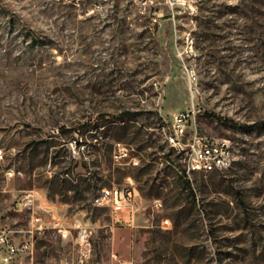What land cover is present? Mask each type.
Returning <instances> with one entry per match:
<instances>
[{
	"label": "rangeland",
	"instance_id": "374dc122",
	"mask_svg": "<svg viewBox=\"0 0 264 264\" xmlns=\"http://www.w3.org/2000/svg\"><path fill=\"white\" fill-rule=\"evenodd\" d=\"M154 1L0 0V231L80 210L91 231L87 257L54 228L13 232L33 240L13 264H264V0ZM187 110L231 166L184 176L164 133ZM129 183L131 225L93 205Z\"/></svg>",
	"mask_w": 264,
	"mask_h": 264
},
{
	"label": "built area",
	"instance_id": "2783aa9c",
	"mask_svg": "<svg viewBox=\"0 0 264 264\" xmlns=\"http://www.w3.org/2000/svg\"><path fill=\"white\" fill-rule=\"evenodd\" d=\"M137 4H141L143 9L139 7V11L146 12V5L153 4L154 0H133ZM189 0H163V3L168 7L170 14L174 15L180 7L188 5ZM148 14L156 15L157 9L151 6L147 10ZM155 18V17H154ZM188 78L191 83L195 80L194 72L188 73ZM165 139L171 145L176 153L180 156L182 170L184 176L189 177L194 172L209 173L219 171L231 166L233 161L232 152L229 144L223 138H216L207 135H201L197 131L195 125V111H179L173 114L168 126V131L164 133ZM119 157L128 155V149L124 146L118 148ZM1 149H0V157ZM137 164V159L131 157L128 164ZM10 170L7 173H12ZM137 193L132 183L124 186L111 185L109 187H101L93 196L92 203L96 207L107 209L111 213L125 212L126 217L124 222L131 225L134 220L133 201ZM34 198L31 193L27 194L21 200V205L26 208L32 207ZM154 207L160 208L162 203L160 200H155ZM85 214L83 210L77 211L73 216H70L69 223L61 220L48 219L35 213L30 214V228L10 230L11 234L5 231H0V264H13L14 258L23 253H29L32 250V237L15 238L13 232H25L32 235L33 228H54L61 237H71L77 245V250L81 257H87L91 250L90 234L91 231L80 217ZM163 223H168L169 220L164 218ZM113 258H117L116 253H112Z\"/></svg>",
	"mask_w": 264,
	"mask_h": 264
},
{
	"label": "trees",
	"instance_id": "16d2710c",
	"mask_svg": "<svg viewBox=\"0 0 264 264\" xmlns=\"http://www.w3.org/2000/svg\"><path fill=\"white\" fill-rule=\"evenodd\" d=\"M251 126H255V127L259 128V129H264V121H256V122H253L251 124Z\"/></svg>",
	"mask_w": 264,
	"mask_h": 264
},
{
	"label": "bare ground",
	"instance_id": "6f19581e",
	"mask_svg": "<svg viewBox=\"0 0 264 264\" xmlns=\"http://www.w3.org/2000/svg\"><path fill=\"white\" fill-rule=\"evenodd\" d=\"M123 160V159H122ZM183 172V170H181ZM183 174V173H182Z\"/></svg>",
	"mask_w": 264,
	"mask_h": 264
}]
</instances>
